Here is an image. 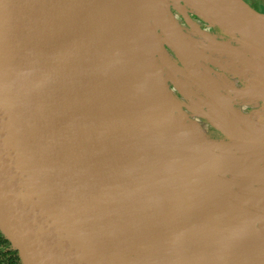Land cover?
<instances>
[{"label": "water", "instance_id": "1", "mask_svg": "<svg viewBox=\"0 0 264 264\" xmlns=\"http://www.w3.org/2000/svg\"><path fill=\"white\" fill-rule=\"evenodd\" d=\"M175 2L194 7L224 29L213 21L219 16L231 25L226 31L259 50L256 56L243 44L213 40L250 74L245 78L247 89L239 94L264 105V13L242 0H237V7L223 0ZM106 3L0 0V244L7 260L11 264H264L255 249L253 253L240 246L234 249L220 230L238 225L264 238V188H253L264 174L253 169L257 160H245L250 154H264V132L258 129L264 117L244 115L213 83L205 82L196 60L191 61L194 46L167 6L176 31L165 21L150 23L152 35L158 37L155 46L162 49L155 57L160 98L169 120L154 121L158 135L141 163L150 169L151 156L159 155L171 208L160 200L162 192L154 181L137 189L105 176L112 165H125L131 158L107 140L102 133L105 123L97 114L102 105L97 92L105 75L97 39L105 24ZM164 45L194 66L200 85L217 106V127L244 144L246 151L230 159L225 149H233V144H210L189 132L187 118L166 86L164 69L172 73L175 68ZM172 126L185 145L179 168L161 145ZM213 151L219 152L215 157L220 161L207 160ZM133 163L138 164L136 158ZM227 175L235 178L227 180ZM115 205L127 212L138 207L142 217L115 211ZM152 212L156 216L148 219ZM261 245L258 253L263 257Z\"/></svg>", "mask_w": 264, "mask_h": 264}, {"label": "bare ground", "instance_id": "2", "mask_svg": "<svg viewBox=\"0 0 264 264\" xmlns=\"http://www.w3.org/2000/svg\"><path fill=\"white\" fill-rule=\"evenodd\" d=\"M171 1L173 0H107L103 9L105 24L97 39L102 48L101 66L105 71L101 87L97 92L102 100L97 114L102 119L101 123H105V130L102 133L106 135L107 140L116 144L118 150L131 156L125 165L124 163L112 165V170L108 173L106 171L105 176L132 185L137 189L144 187L147 182L151 184V181H154L162 192L160 200L162 203L167 202L169 208L172 202L166 196L165 187L162 186L165 180L159 169L160 165L157 160L159 155L151 156L152 167L150 169L142 165L141 159L144 158L143 154L149 146L151 148L154 145L155 141L152 139L158 135L154 134L156 128L154 121L169 120L166 103L160 98L158 58L155 57L161 55L162 49L155 46L158 37L155 34L152 35L154 30L150 21L153 19L157 22L165 21L168 29L176 31V25L168 19L169 14L166 8V4ZM223 1L229 6L237 7L238 5L237 0ZM176 10L192 26L186 18L184 8L176 6ZM213 21L219 23L225 30L231 27L219 16H215ZM224 47L228 48V46ZM186 94L190 97L193 95L188 91ZM258 129L264 132V122L259 125ZM158 140L160 143L164 142L162 137H158ZM151 141L153 143L150 145ZM165 141L161 144L163 150L167 148L169 150L167 152L173 157L178 168L181 167L183 157H185L183 150L185 145L183 146L182 137L178 135L175 126L168 128ZM134 158L137 159L138 164L133 163ZM189 188L194 191L191 185ZM140 204L137 201L136 206ZM127 206L133 208L130 204ZM113 209L129 213L128 215L133 217L137 216L136 218L142 217V215L139 216L141 211L138 207L134 212H127L126 209L117 205L113 206ZM156 214L152 212L146 217L150 219ZM220 230L225 235L226 242H229L234 249L240 246L244 251L252 250V253L255 249L260 261L264 262V256L260 255L261 242L264 244L263 237L244 231L238 225H229Z\"/></svg>", "mask_w": 264, "mask_h": 264}, {"label": "rangeland", "instance_id": "3", "mask_svg": "<svg viewBox=\"0 0 264 264\" xmlns=\"http://www.w3.org/2000/svg\"><path fill=\"white\" fill-rule=\"evenodd\" d=\"M242 1L246 3L245 0ZM249 1L253 2L256 0ZM258 2L261 10H264V0H258ZM166 6L173 20L180 27L185 39L194 46L195 56L191 61L196 60L195 62H197L200 67V72L203 74L205 82L213 83L215 88H217L223 96L231 99L233 107L244 115L251 114L253 119L264 117V113L262 112L264 105L259 99L242 96L244 93H242V95L239 94V91L247 89L245 78L250 77V74L243 71L241 67L238 66V61L234 58V55L218 49L213 43V40L216 42L229 43L232 46L243 44L252 50L256 56L259 50H257V48L255 49L244 37L237 33L228 32L220 27L219 31H208V28L213 29V26L217 25L199 14L192 6L184 5L181 2H170L167 3ZM176 6H182L188 17L189 15L196 17L194 20L189 17L192 26H189L182 14L177 12ZM158 34L161 35L159 31ZM161 37L165 38L164 36ZM261 40L263 46L264 36L261 37ZM164 49L170 63L175 68V72L172 73L168 71L167 68L164 69L163 75L166 80V86L169 93L174 98L176 105L181 109L183 115L186 116V125L188 126L189 132L194 134L193 136H196L197 140L199 137H203L210 144H233V149H225L226 156L230 159H232L231 156L235 158L239 156L241 152L246 151V147L243 146L244 144L234 142L226 133L222 132L217 127V121L215 120V115L217 114L215 108L217 106L200 85L197 72L195 68H193L194 66L188 63V61L183 60L181 55L173 47L164 45ZM230 88L232 89L230 90ZM186 91L192 92V97L189 95L187 96ZM194 137L191 136V140L193 139V142H197ZM204 146H206V144ZM215 154H219V152L213 151L212 153H208L207 160H212ZM221 159L222 158L218 156L215 157L214 161H220ZM228 160L225 159V162ZM245 160H257L258 162L254 161L252 164L253 169L264 174V154H250ZM214 161L212 160L210 162L214 163ZM224 178L232 180L235 177L227 175ZM253 180L254 183L257 180V182L253 184L255 190L264 188V180H255V177ZM246 211L252 213L249 209H246ZM166 219L170 222V217Z\"/></svg>", "mask_w": 264, "mask_h": 264}, {"label": "flooded vegetation", "instance_id": "4", "mask_svg": "<svg viewBox=\"0 0 264 264\" xmlns=\"http://www.w3.org/2000/svg\"><path fill=\"white\" fill-rule=\"evenodd\" d=\"M245 2L250 6V7H252L253 9H255L256 11H258V12H260V13H264V10H261V8H260V6H259V2H258V0H256V1H253V2H250L249 0H245ZM187 15V14H186ZM183 16V15H182ZM184 17V16H183ZM188 17V16H187ZM189 17H190V19H196V17H194L193 15H189ZM189 17H188V19H189ZM185 18V17H184ZM190 19H189V21H190ZM192 24V23H191ZM189 25V24H188ZM190 26V25H189ZM214 28L212 29V28H208V31H212V30H215V31H219V27H217V26H213ZM0 252H2V254H4L3 255V259H5L7 262H5L6 264H11L8 260H7V258H6V253H5V251H4V249H3V246H2V244H0Z\"/></svg>", "mask_w": 264, "mask_h": 264}, {"label": "trees", "instance_id": "5", "mask_svg": "<svg viewBox=\"0 0 264 264\" xmlns=\"http://www.w3.org/2000/svg\"><path fill=\"white\" fill-rule=\"evenodd\" d=\"M4 254H2V252H0V264H6L5 262H7L5 259H3Z\"/></svg>", "mask_w": 264, "mask_h": 264}]
</instances>
